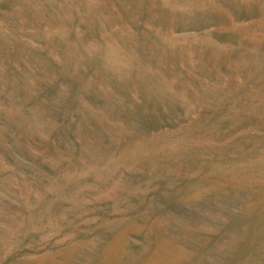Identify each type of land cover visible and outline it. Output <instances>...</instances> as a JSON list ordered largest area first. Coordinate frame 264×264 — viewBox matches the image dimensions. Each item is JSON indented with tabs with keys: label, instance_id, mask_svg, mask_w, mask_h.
Wrapping results in <instances>:
<instances>
[{
	"label": "rangeland",
	"instance_id": "1",
	"mask_svg": "<svg viewBox=\"0 0 264 264\" xmlns=\"http://www.w3.org/2000/svg\"><path fill=\"white\" fill-rule=\"evenodd\" d=\"M0 264H264V0H0Z\"/></svg>",
	"mask_w": 264,
	"mask_h": 264
},
{
	"label": "bare ground",
	"instance_id": "2",
	"mask_svg": "<svg viewBox=\"0 0 264 264\" xmlns=\"http://www.w3.org/2000/svg\"><path fill=\"white\" fill-rule=\"evenodd\" d=\"M195 45V44H194ZM101 61V60H100ZM95 63V62H94Z\"/></svg>",
	"mask_w": 264,
	"mask_h": 264
}]
</instances>
